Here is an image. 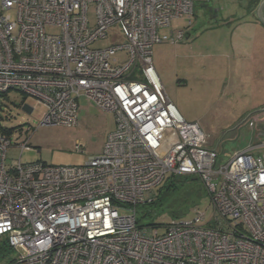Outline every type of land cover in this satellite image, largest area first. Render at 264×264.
Wrapping results in <instances>:
<instances>
[{
    "label": "built area",
    "instance_id": "2783aa9c",
    "mask_svg": "<svg viewBox=\"0 0 264 264\" xmlns=\"http://www.w3.org/2000/svg\"><path fill=\"white\" fill-rule=\"evenodd\" d=\"M0 8V96L33 98L44 108L41 124L76 125L81 97L117 123L102 153L81 166L24 163L29 136L14 144L20 156L8 166L14 145L0 126V239L16 253L9 264H264V156L254 152L264 142L220 160L199 123L170 100L153 63L156 44L186 37L163 29L193 15L195 0H0ZM116 24L125 44L90 47ZM123 50L129 59L119 64ZM257 123L248 119L258 138ZM167 174L199 177L211 221L199 223L198 212L140 224V206Z\"/></svg>",
    "mask_w": 264,
    "mask_h": 264
},
{
    "label": "rangeland",
    "instance_id": "374dc122",
    "mask_svg": "<svg viewBox=\"0 0 264 264\" xmlns=\"http://www.w3.org/2000/svg\"><path fill=\"white\" fill-rule=\"evenodd\" d=\"M237 1L239 0H221L223 14L238 9L239 6L235 4L238 3ZM212 5L219 7L217 0ZM203 9L196 4L194 15L177 18L170 27L163 29L167 33L172 31L174 34L178 30H185L189 36L177 43H159L154 48L153 60L157 70L162 66L165 68V77L158 74L163 80L170 100L183 110L181 112L187 120L199 123L208 133V145L218 151L220 160L227 161L237 150L245 149L249 145H262L264 136L257 138L251 131L248 126L249 111L245 110L238 114L231 100L227 97L221 100L222 97H218L213 90L214 78L217 77V58L209 55L210 50L205 48L213 39L211 33H207L204 29L211 20H206L207 12L205 15ZM88 17L90 26L94 27L97 20L94 4L88 8ZM189 21L192 23L189 24ZM121 29V25H114L107 37L96 40L90 47L104 49L116 44H125L126 39ZM48 31L60 33V28L48 26ZM115 57L118 58L119 64L129 59L128 53L124 50L117 52ZM112 64L118 63L112 62ZM210 71L213 72V76ZM183 79H188L187 85H184L186 82ZM209 86L212 88L209 89ZM78 103L76 125L41 124L44 108L37 105L33 98H26L20 91L11 90L0 96L1 130H11L10 138L13 145L29 136L28 141L33 150L24 151L22 154L24 163L40 161L48 165H84L90 158L102 153L109 135L116 130L117 123L113 112L103 110L96 103L84 97L79 98ZM30 106L35 109L31 110ZM76 144L81 146V150L76 149ZM254 152L264 156V146L258 147ZM19 156L20 148L15 145L10 147L8 166ZM170 177L171 174H167L165 181L159 187ZM181 179L185 180L175 182L179 188L169 196L170 200L165 204V210L161 211L158 220L166 223L172 219L193 220L199 212L205 213L204 219L199 223L211 221L214 209L210 205V198L202 181L194 179L189 182L188 178ZM154 220L156 218L148 216L144 221L148 224ZM163 232H165L164 228H160V233ZM1 241L2 239H0V264H9L16 253L10 247H2Z\"/></svg>",
    "mask_w": 264,
    "mask_h": 264
},
{
    "label": "crops",
    "instance_id": "0c3cea01",
    "mask_svg": "<svg viewBox=\"0 0 264 264\" xmlns=\"http://www.w3.org/2000/svg\"><path fill=\"white\" fill-rule=\"evenodd\" d=\"M214 1L216 0H195V5L204 8L205 15L207 12L206 20H211L204 29L211 33L213 39L205 48L210 50L209 55L217 58V77L214 78L213 90L218 97H222L221 100L223 97L231 100L238 114L247 110L250 112L249 119L255 115L258 118L257 127L261 129L259 136L263 137L264 113L261 110L264 108V23L259 18V6L264 0H239L235 3L239 8L227 14H223L221 0H217L218 8L217 5H212ZM188 36L189 34L185 38ZM156 71L165 77L163 66ZM210 74L213 76L212 71ZM160 79L163 83L161 77ZM183 80L186 82L184 85H187L188 79ZM208 88L211 89L212 86ZM178 110L182 114L183 110Z\"/></svg>",
    "mask_w": 264,
    "mask_h": 264
},
{
    "label": "trees",
    "instance_id": "16d2710c",
    "mask_svg": "<svg viewBox=\"0 0 264 264\" xmlns=\"http://www.w3.org/2000/svg\"><path fill=\"white\" fill-rule=\"evenodd\" d=\"M188 34L189 33H186V36ZM4 131L10 133L11 130L5 129ZM181 178H188L187 180L189 182L190 180L193 181L194 179L195 180L199 179V177L194 175L182 176V177L171 175V177L167 180V182L164 185L156 188V190L154 191L152 201L142 206L143 209L140 210V217H139L140 224H145L144 220H146L148 216H153L154 219L156 218V220L148 224L163 225L166 223L164 221L158 220V217L161 215V211L163 212L165 210L164 206L165 204L168 203L167 201L170 200L169 196L171 195V193L175 191L177 188H179V186L175 182L176 181L182 182L185 180ZM1 243H2V247H10L6 239H2Z\"/></svg>",
    "mask_w": 264,
    "mask_h": 264
},
{
    "label": "water",
    "instance_id": "95a60500",
    "mask_svg": "<svg viewBox=\"0 0 264 264\" xmlns=\"http://www.w3.org/2000/svg\"><path fill=\"white\" fill-rule=\"evenodd\" d=\"M263 8H264V1L260 4L259 6V18L261 19V21L264 23V15H263ZM25 108L27 107L24 106ZM261 111H264V108L261 110Z\"/></svg>",
    "mask_w": 264,
    "mask_h": 264
}]
</instances>
